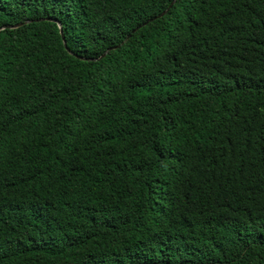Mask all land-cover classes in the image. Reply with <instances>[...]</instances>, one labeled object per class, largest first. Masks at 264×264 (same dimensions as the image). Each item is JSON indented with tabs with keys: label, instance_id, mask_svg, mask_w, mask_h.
<instances>
[{
	"label": "trees",
	"instance_id": "obj_1",
	"mask_svg": "<svg viewBox=\"0 0 264 264\" xmlns=\"http://www.w3.org/2000/svg\"><path fill=\"white\" fill-rule=\"evenodd\" d=\"M0 264H264V0H0Z\"/></svg>",
	"mask_w": 264,
	"mask_h": 264
},
{
	"label": "water",
	"instance_id": "obj_2",
	"mask_svg": "<svg viewBox=\"0 0 264 264\" xmlns=\"http://www.w3.org/2000/svg\"><path fill=\"white\" fill-rule=\"evenodd\" d=\"M173 3H174V1L172 2V4H173ZM172 4H171V5H172ZM171 5H170V6H171ZM166 11H167V10H166ZM166 11H164L162 14H160V15L157 16V17H160V16H162L163 14H165ZM60 31H61V33H62V37H63V39H64V44H65V46H67V44H66V40H65V37H64L63 32H62V26H61V24H60ZM108 51H109V49H108L106 52H104L102 56H105V55L107 54Z\"/></svg>",
	"mask_w": 264,
	"mask_h": 264
}]
</instances>
